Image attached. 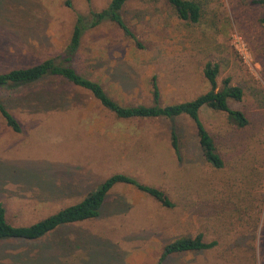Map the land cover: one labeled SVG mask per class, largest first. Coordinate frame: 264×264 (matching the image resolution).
Listing matches in <instances>:
<instances>
[{
	"label": "rangeland",
	"instance_id": "1",
	"mask_svg": "<svg viewBox=\"0 0 264 264\" xmlns=\"http://www.w3.org/2000/svg\"><path fill=\"white\" fill-rule=\"evenodd\" d=\"M199 1L201 20L189 24L165 0H131L123 15L141 46L106 21L86 31L74 66L123 105H138L152 103L154 78L164 104L197 97L210 89L206 64H219V86L230 77L243 88V99L230 105L250 121L238 128L225 112L202 109L224 166L205 160L188 116L121 119L58 77L0 88L22 125L15 132L0 115V203L12 224L74 204L118 172L161 188L174 202L165 207L118 185L98 218L35 241L0 242V264H159L168 242L198 233L217 244L169 255L163 264H264V5ZM109 2L0 0V72L58 56L78 14Z\"/></svg>",
	"mask_w": 264,
	"mask_h": 264
},
{
	"label": "trees",
	"instance_id": "2",
	"mask_svg": "<svg viewBox=\"0 0 264 264\" xmlns=\"http://www.w3.org/2000/svg\"><path fill=\"white\" fill-rule=\"evenodd\" d=\"M131 0H110L108 5L99 11H91L89 15L78 14L73 33L64 50L56 57L46 58L26 67H15L0 72V88L9 86H25L40 82L49 77H58L68 83L88 91L101 105L121 119L165 118L176 119L188 116L195 124L199 146L203 157L215 168L224 166V158L218 151L217 142L207 129L201 118L204 107L225 112L229 121L238 128H245L250 121L246 113L231 107L230 102L241 101L244 90L232 83L231 78L223 80L220 87L218 76L220 66L217 63L206 64L204 73L209 81L210 89L197 97L177 103L164 104L161 100L160 89L153 79V101L150 104L123 105L111 96L99 81L80 73L74 66V60L80 51L82 39L87 30L110 21L118 25L126 35L132 37L136 45L141 43L136 39L133 31L124 19V8ZM175 15L189 24L198 23L203 15V4L199 0H165ZM264 5V0H254ZM264 25V15L260 18ZM0 115L6 124L15 132L22 130L21 122L6 107L0 97ZM171 142L174 151L180 155V138L176 128L171 132ZM118 185H130L143 192L165 207H174L169 195L159 187L141 182L136 177L123 172L114 173L89 191L80 201L63 207L55 213L49 214L38 221L26 225H14L9 222L5 206L0 203V242L9 240L35 241L42 239L69 224L80 223L101 216L106 199ZM216 240L206 241L203 233L196 236L178 237L164 246L159 264L167 256L183 252L202 251L213 248Z\"/></svg>",
	"mask_w": 264,
	"mask_h": 264
}]
</instances>
